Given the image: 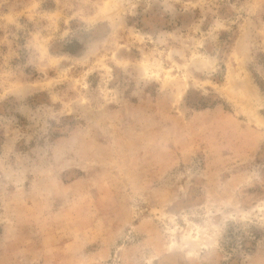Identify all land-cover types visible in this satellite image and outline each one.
Listing matches in <instances>:
<instances>
[{"label": "rangeland", "instance_id": "1", "mask_svg": "<svg viewBox=\"0 0 264 264\" xmlns=\"http://www.w3.org/2000/svg\"><path fill=\"white\" fill-rule=\"evenodd\" d=\"M0 264H264V0H0Z\"/></svg>", "mask_w": 264, "mask_h": 264}]
</instances>
